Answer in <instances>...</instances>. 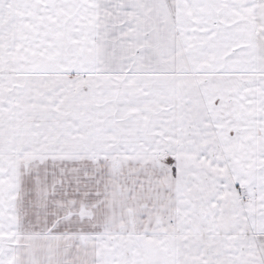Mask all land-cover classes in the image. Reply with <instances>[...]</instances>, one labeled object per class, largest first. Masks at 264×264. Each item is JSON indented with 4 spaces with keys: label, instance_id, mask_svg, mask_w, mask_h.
<instances>
[{
    "label": "snow or ice",
    "instance_id": "obj_1",
    "mask_svg": "<svg viewBox=\"0 0 264 264\" xmlns=\"http://www.w3.org/2000/svg\"><path fill=\"white\" fill-rule=\"evenodd\" d=\"M0 264H264V0H0Z\"/></svg>",
    "mask_w": 264,
    "mask_h": 264
}]
</instances>
